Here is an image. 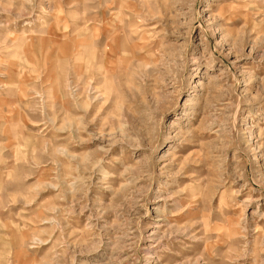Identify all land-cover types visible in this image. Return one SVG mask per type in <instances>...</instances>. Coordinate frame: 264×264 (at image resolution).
<instances>
[{"label": "rangeland", "instance_id": "1", "mask_svg": "<svg viewBox=\"0 0 264 264\" xmlns=\"http://www.w3.org/2000/svg\"><path fill=\"white\" fill-rule=\"evenodd\" d=\"M0 264H264V0H0Z\"/></svg>", "mask_w": 264, "mask_h": 264}]
</instances>
